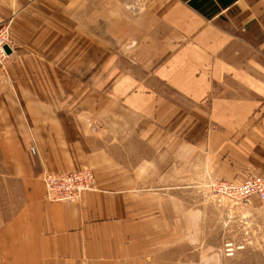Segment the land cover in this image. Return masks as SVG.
I'll use <instances>...</instances> for the list:
<instances>
[{"label":"crops","instance_id":"obj_1","mask_svg":"<svg viewBox=\"0 0 264 264\" xmlns=\"http://www.w3.org/2000/svg\"><path fill=\"white\" fill-rule=\"evenodd\" d=\"M190 1L0 0V176L18 199L0 264L214 263L176 194L264 174V0ZM82 168L94 191L45 200L43 172Z\"/></svg>","mask_w":264,"mask_h":264},{"label":"rangeland","instance_id":"obj_2","mask_svg":"<svg viewBox=\"0 0 264 264\" xmlns=\"http://www.w3.org/2000/svg\"><path fill=\"white\" fill-rule=\"evenodd\" d=\"M130 1L133 5L140 2ZM2 31L6 34L8 42H11L8 23L0 26V32ZM253 175L256 174L246 176L240 183L216 180L208 175L199 180L194 179L190 185H183L181 186L183 188L177 191L176 197L182 199L185 207L199 209L202 212L195 226V233L201 236L200 242L196 240L199 247L197 250H209V254L214 258L213 264H264V202L253 196L248 204H235L228 197L222 196L218 190L220 184H242ZM94 185L95 174L93 187ZM12 189V186L0 176V224L8 219L17 206L18 199L13 196V192L14 194L17 192ZM44 198L46 200V196ZM253 199H258L259 202ZM76 201L79 199L65 202Z\"/></svg>","mask_w":264,"mask_h":264},{"label":"built area","instance_id":"obj_3","mask_svg":"<svg viewBox=\"0 0 264 264\" xmlns=\"http://www.w3.org/2000/svg\"><path fill=\"white\" fill-rule=\"evenodd\" d=\"M6 46L9 47V42L2 31L0 32V71L3 70L8 58ZM41 180L46 191V200L50 203L76 200L83 193L94 189V174L88 168L64 174L43 173ZM218 190L222 196L228 197L235 204H248L253 196L264 202V174L253 175L242 184H220Z\"/></svg>","mask_w":264,"mask_h":264},{"label":"trees","instance_id":"obj_4","mask_svg":"<svg viewBox=\"0 0 264 264\" xmlns=\"http://www.w3.org/2000/svg\"><path fill=\"white\" fill-rule=\"evenodd\" d=\"M207 1H208V0H203V2H202L201 4H196V3H195V0H192V1L189 2V5H190L193 9H195L196 11H199V12L203 13V10H202V4H203L204 2H207Z\"/></svg>","mask_w":264,"mask_h":264},{"label":"water","instance_id":"obj_5","mask_svg":"<svg viewBox=\"0 0 264 264\" xmlns=\"http://www.w3.org/2000/svg\"><path fill=\"white\" fill-rule=\"evenodd\" d=\"M5 49H6L7 53L9 54V51H10L9 47L6 46Z\"/></svg>","mask_w":264,"mask_h":264}]
</instances>
